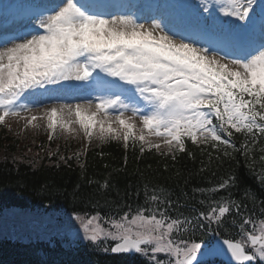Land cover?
<instances>
[{
  "label": "trees",
  "instance_id": "1",
  "mask_svg": "<svg viewBox=\"0 0 264 264\" xmlns=\"http://www.w3.org/2000/svg\"><path fill=\"white\" fill-rule=\"evenodd\" d=\"M53 144L47 134L24 137L0 128V201L20 194L79 212L127 208L126 213L140 216L146 211L177 218L184 211L205 210L223 194L233 210L234 200L240 211H264V131L234 137L233 144L189 142L173 155L129 140L125 147L94 144L84 159L73 147ZM238 218L219 220L218 230L226 234Z\"/></svg>",
  "mask_w": 264,
  "mask_h": 264
},
{
  "label": "rangeland",
  "instance_id": "2",
  "mask_svg": "<svg viewBox=\"0 0 264 264\" xmlns=\"http://www.w3.org/2000/svg\"><path fill=\"white\" fill-rule=\"evenodd\" d=\"M64 12H62V14H58L56 18L63 15ZM73 25L76 28V34H74L71 30ZM98 27L99 24L97 22L82 24L74 21L71 17L70 21L67 19L63 22L60 31L55 29L57 32L55 37L28 38L23 42H13L0 48V79H15L18 75L12 76L11 74H18L20 68L29 64V60L32 56L42 57L51 53H63V58L69 57L70 53L73 54V47H70L71 43L76 39L83 38V36L86 35L90 29L95 32ZM124 29L127 28H120L118 31H115L117 33L115 35H111L108 30V36L112 37L109 39L111 40L113 38L116 39L121 37L122 39L128 40L129 36L152 35L151 32H154L152 30L154 29L153 26H140L138 29L131 32H123ZM68 30H70L71 39H68ZM15 60H20V63ZM204 60L210 61L214 66H217L228 75L232 74L237 81H241L242 79L247 80L248 78L247 73H245V67L234 65V63L231 62L220 60L216 61L213 58L210 60L204 58ZM10 65H17L14 67L13 72L9 70L12 68ZM68 69L72 71V74L75 71L72 64L68 65ZM258 72L263 75L260 80L258 79V83H260L264 79V72L259 69ZM64 77L65 76H62L61 78L63 79ZM73 86H76V83H74ZM64 103L66 102L59 98L58 102H53L48 106L38 108L39 110L35 109L31 111H22L23 113L21 114H16L10 118L7 117L6 121L8 125L13 128L14 132H17V130L21 131V127L23 125L25 133L31 130L42 131L44 128L49 126L52 128L56 127L63 132L71 134L74 138H76V141H79L81 146H84V144L87 143L86 137L90 132V134L100 138L99 141H103V138L105 137H117L118 134L121 133L120 130L122 127L119 117L111 115L105 106L96 104L92 100L78 101L74 104L70 103L67 105ZM76 112H80L83 118V122L81 124H78L75 121ZM191 113H194V111ZM184 114H186V108L180 104H174L173 106H169L167 108V116L176 121L185 123L186 120L183 119ZM129 119L133 121V124L137 125V130L134 131L137 135H140L143 138V141H145L148 146H169L166 140L159 137L157 131L150 129L148 122L141 121L138 118L132 119L130 117Z\"/></svg>",
  "mask_w": 264,
  "mask_h": 264
}]
</instances>
